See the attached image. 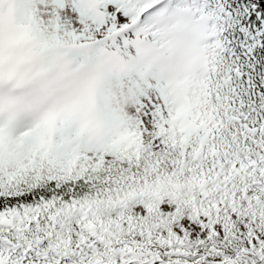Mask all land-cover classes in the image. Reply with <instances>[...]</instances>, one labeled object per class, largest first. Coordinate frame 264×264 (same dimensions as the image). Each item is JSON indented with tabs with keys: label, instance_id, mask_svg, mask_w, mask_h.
<instances>
[{
	"label": "snow or ice",
	"instance_id": "6c2138e0",
	"mask_svg": "<svg viewBox=\"0 0 264 264\" xmlns=\"http://www.w3.org/2000/svg\"><path fill=\"white\" fill-rule=\"evenodd\" d=\"M0 264H264V0H0Z\"/></svg>",
	"mask_w": 264,
	"mask_h": 264
}]
</instances>
